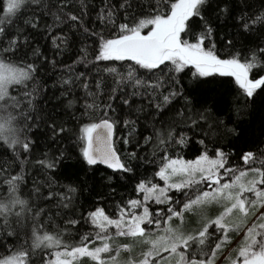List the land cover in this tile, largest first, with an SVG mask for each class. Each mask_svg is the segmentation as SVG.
Segmentation results:
<instances>
[{
	"label": "snow or ice",
	"instance_id": "6c2138e0",
	"mask_svg": "<svg viewBox=\"0 0 264 264\" xmlns=\"http://www.w3.org/2000/svg\"><path fill=\"white\" fill-rule=\"evenodd\" d=\"M233 233L264 264V0H0V264H219Z\"/></svg>",
	"mask_w": 264,
	"mask_h": 264
},
{
	"label": "trees",
	"instance_id": "16d2710c",
	"mask_svg": "<svg viewBox=\"0 0 264 264\" xmlns=\"http://www.w3.org/2000/svg\"><path fill=\"white\" fill-rule=\"evenodd\" d=\"M120 134H122V133H117V135H120ZM117 146L119 148H121V151H123V145H122V143L118 144ZM184 151L186 153V156H185L186 159L193 158L192 155H191V153H189L187 150H184ZM101 168L103 169V166H101ZM151 170H152V168L150 167L149 168V173L151 172ZM161 184H162V182H161ZM121 194H123L124 197H125V199H127L128 196L130 195L129 189L127 187H117L116 196L115 197H111V196L108 197L107 199H105L104 201L101 202V205L100 206H102L103 208H105L110 214H114L116 212V203L120 199ZM215 211H216L215 209H212L211 214H215ZM196 226H198V225L195 222V218H193L192 219V222L187 225V227H189V228L196 227ZM87 230L88 229L86 227H81L80 230H79V234H77L76 230H74V229L73 230H70L69 233H68V235L65 237L66 242H68V243H75L76 241L79 240V235H82ZM237 237H238L237 234H235V233L232 234L233 241ZM95 242H94V244H95ZM234 248H236V247H234ZM226 249H225V251H226ZM223 253H221L218 256V259L221 257V255ZM132 254L134 255V252ZM229 254H231V251L228 253V255ZM124 255L126 256L127 253H125ZM222 264H226V262L223 260L222 261Z\"/></svg>",
	"mask_w": 264,
	"mask_h": 264
},
{
	"label": "rangeland",
	"instance_id": "374dc122",
	"mask_svg": "<svg viewBox=\"0 0 264 264\" xmlns=\"http://www.w3.org/2000/svg\"><path fill=\"white\" fill-rule=\"evenodd\" d=\"M238 242H239V238L237 237V238L233 241V243H232V244L226 249V251L221 255V257L218 259L219 264H222V261H223L222 257H223V256L228 255V253H229L234 247H237V246H238ZM99 243H100L99 241H96V242H95V245L98 246ZM138 252H139V248H136V249L134 250V255L138 254ZM84 264H91V262L85 259Z\"/></svg>",
	"mask_w": 264,
	"mask_h": 264
}]
</instances>
